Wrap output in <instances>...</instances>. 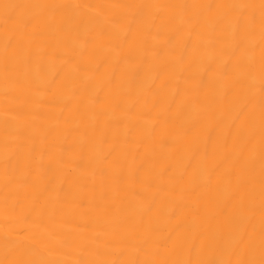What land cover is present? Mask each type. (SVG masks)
Wrapping results in <instances>:
<instances>
[{
  "label": "bare ground",
  "instance_id": "6f19581e",
  "mask_svg": "<svg viewBox=\"0 0 264 264\" xmlns=\"http://www.w3.org/2000/svg\"><path fill=\"white\" fill-rule=\"evenodd\" d=\"M0 264H264V0H0Z\"/></svg>",
  "mask_w": 264,
  "mask_h": 264
},
{
  "label": "rangeland",
  "instance_id": "374dc122",
  "mask_svg": "<svg viewBox=\"0 0 264 264\" xmlns=\"http://www.w3.org/2000/svg\"><path fill=\"white\" fill-rule=\"evenodd\" d=\"M246 260H248V259H246ZM244 261H245V259H244ZM247 262V261H246ZM250 262V261H249ZM252 263H254V262H252Z\"/></svg>",
  "mask_w": 264,
  "mask_h": 264
}]
</instances>
